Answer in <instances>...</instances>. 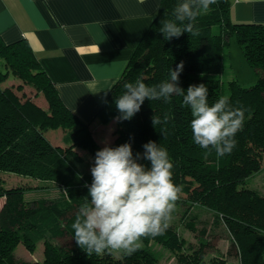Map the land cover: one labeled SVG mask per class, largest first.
<instances>
[{
  "label": "trees",
  "instance_id": "1",
  "mask_svg": "<svg viewBox=\"0 0 264 264\" xmlns=\"http://www.w3.org/2000/svg\"><path fill=\"white\" fill-rule=\"evenodd\" d=\"M181 2L161 0L95 118L107 124L120 115L114 101L126 91V83L141 78L149 86L159 84L170 79V69L175 70L181 61L184 68L179 86L186 90L189 85L203 83L208 88L209 104L214 103L223 96V88L219 79L209 77L223 71V49L234 36L245 63L258 78L249 87L235 81L228 83L227 97L232 106L245 110L243 126L235 135L236 146L230 154L217 158L213 148L202 149L194 143L191 111L179 95L169 101L146 99L131 120L116 122L110 146L131 143L134 154L143 153V145L149 141L165 148L173 163V182L182 186L176 205L204 209L215 223H221L230 237L227 253L234 251L238 264H264V195L246 185V179L261 168L264 156V24L233 22L229 0H216L209 12L193 22V33L165 40L160 33L162 22L174 20V8ZM9 77L20 82L16 91L22 92L26 86L36 96L41 94L47 110L3 86ZM154 115L161 121L155 126ZM56 130L64 133L62 146L52 145L45 135ZM74 148L86 150L93 158L101 149L93 141L89 125L63 104L27 41L5 44L0 38V174L39 184L6 187L0 180V199L4 200L0 208V264H160L164 251L173 254L178 264H225L217 257L205 262L204 232L198 238V248L187 252L186 243L170 226L160 235L143 237L142 248L130 255L105 252L89 256L77 245L71 225L88 197L86 185H91L92 176L76 168L80 157ZM138 162L150 166L146 160ZM50 184L56 189L54 195L25 198L32 189L47 191ZM188 227L195 231L190 223ZM64 238L72 240L70 248L55 244ZM41 241L45 244L41 263L14 258L19 244L32 252Z\"/></svg>",
  "mask_w": 264,
  "mask_h": 264
},
{
  "label": "clouds",
  "instance_id": "2",
  "mask_svg": "<svg viewBox=\"0 0 264 264\" xmlns=\"http://www.w3.org/2000/svg\"><path fill=\"white\" fill-rule=\"evenodd\" d=\"M215 3L183 0L174 8V20L162 22L160 33L165 40L193 33V22ZM183 68L181 61L175 70L170 69L169 80L153 86L141 78L126 83V91L114 101L120 114L116 122L131 120L146 99L169 101L179 95L191 111L194 143L202 149L213 148L217 158L230 154L236 146L235 135L243 126L245 110L233 107L227 96L209 104L208 88L203 83L182 89L178 81ZM160 122L159 117H152L153 126ZM143 149V153L134 154L131 143L126 142L116 147L106 144L96 151L90 169L92 182L86 185L90 199L84 198L71 225L77 245L89 256L105 252L130 255L142 248L143 237L160 235L168 228L182 186L173 182V163L165 148L149 141ZM140 160L148 161L150 166Z\"/></svg>",
  "mask_w": 264,
  "mask_h": 264
},
{
  "label": "crops",
  "instance_id": "3",
  "mask_svg": "<svg viewBox=\"0 0 264 264\" xmlns=\"http://www.w3.org/2000/svg\"><path fill=\"white\" fill-rule=\"evenodd\" d=\"M161 0H0V38L26 40L63 104L105 146L96 113L150 26ZM236 23L264 24V0H229ZM104 128V129H103Z\"/></svg>",
  "mask_w": 264,
  "mask_h": 264
},
{
  "label": "rangeland",
  "instance_id": "4",
  "mask_svg": "<svg viewBox=\"0 0 264 264\" xmlns=\"http://www.w3.org/2000/svg\"><path fill=\"white\" fill-rule=\"evenodd\" d=\"M222 63H223V71L220 75L210 76L209 78H217L220 80L223 88V96L228 95V83L230 81H235L242 87H249L253 85L258 75L250 69L245 63L242 53L239 49V46L234 38V36L230 37L225 45L222 53ZM16 79L9 77L8 80L3 84V86L11 87L14 93L21 97L24 95L25 98L30 99V101L36 105L37 107L47 110V103L41 94L36 96V92L29 88L23 87L22 92L16 91V87L19 85ZM97 122L102 127H109L111 132V142L108 144L110 146L114 140L113 130L116 127V120L113 119L107 124H102L98 119ZM104 129V128H103ZM91 137L93 141L99 146V148H103L97 140L94 138V131L89 127ZM63 132L61 130L56 131H47L46 137L49 139L52 145H63ZM78 155V162L75 163L76 168L83 174H91V167L94 165V158L92 155H89L86 150L74 148L73 149ZM0 180L2 184L6 187L8 186H16L20 184H24L25 187H36L38 184L37 181L29 180L26 178L18 177L12 174H0ZM47 184V183H46ZM246 185L248 188L258 191L260 194L264 195V156H262L261 168L246 179ZM54 186L50 184V188L47 191L43 190H31L26 194L25 198L32 199L42 196L43 194L48 193V196L54 195L56 189ZM50 190V191H49ZM4 200L0 199V208L3 204ZM190 219V221H189ZM189 221V222H188ZM189 223L194 226V230L192 231L188 225ZM169 226L174 228L179 236V238L183 239L184 250L190 252V249L193 250L198 248V245L201 243L198 238L201 237V234L204 232V241L207 242V247L204 249L205 262H208L210 258H222L225 260V264H238V257L236 256L234 251L227 253L230 247V237L225 227L220 223L217 224L213 220L212 215L201 208L196 207H188L187 205L177 204L174 212L172 213V218L169 222ZM55 244H59L66 248H70L72 246V240L70 238H64L56 240ZM44 242H39L35 249L32 252L26 250L23 245L19 244L14 252L13 256L16 260L24 261V262H39L41 263L44 259ZM189 246V249L186 247ZM186 248V249H185ZM115 256H118L115 253ZM160 264H178L176 262L175 256L168 251H164L163 259Z\"/></svg>",
  "mask_w": 264,
  "mask_h": 264
}]
</instances>
